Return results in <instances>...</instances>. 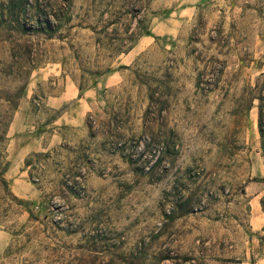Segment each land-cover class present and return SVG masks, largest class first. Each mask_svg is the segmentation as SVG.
<instances>
[{
    "label": "rangeland",
    "instance_id": "obj_1",
    "mask_svg": "<svg viewBox=\"0 0 264 264\" xmlns=\"http://www.w3.org/2000/svg\"><path fill=\"white\" fill-rule=\"evenodd\" d=\"M263 79L264 0H0V264H264Z\"/></svg>",
    "mask_w": 264,
    "mask_h": 264
},
{
    "label": "trees",
    "instance_id": "obj_2",
    "mask_svg": "<svg viewBox=\"0 0 264 264\" xmlns=\"http://www.w3.org/2000/svg\"><path fill=\"white\" fill-rule=\"evenodd\" d=\"M45 23H48V21L46 20ZM212 42H214V41H212ZM28 62L32 66L35 64L34 59L32 61H28ZM256 88L258 89V93H257V100H258L257 127H258V133H259V137H260V147H261L262 152L264 154V79L261 81V83H258L256 85ZM86 125L88 128L92 127L90 121H86ZM3 138H4V136L0 135V142H2ZM1 158H2V155L0 154V163H1ZM26 164H28L27 161H26ZM0 191L8 193V183L4 179L3 174L1 172H0ZM263 231H264V227H263ZM260 238H261V240H263V236Z\"/></svg>",
    "mask_w": 264,
    "mask_h": 264
}]
</instances>
